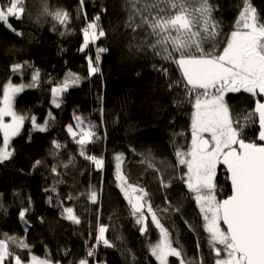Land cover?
Returning <instances> with one entry per match:
<instances>
[{
  "label": "trees",
  "instance_id": "16d2710c",
  "mask_svg": "<svg viewBox=\"0 0 264 264\" xmlns=\"http://www.w3.org/2000/svg\"><path fill=\"white\" fill-rule=\"evenodd\" d=\"M209 3L214 9L213 18L220 25L222 42L235 28L242 0H209ZM45 4L50 11H67L69 23L60 25L51 16L42 15ZM251 4L264 22V0H251ZM26 5L24 19L10 21L22 35L0 25V97L6 82L23 84L24 91L14 101L15 111L26 117L35 116L38 124L45 120L49 124L47 131L41 132L33 129L30 119H26L19 135L11 140L14 155L0 163V234L25 239L35 255H47L53 263L76 264L95 243L90 233L94 237L98 223H103L109 227L106 235L113 247L99 246L96 258L100 263L158 264L151 255L150 244L158 240L159 230L149 218L147 234L140 233V226L130 215L127 201L117 186L114 157L122 154V170L129 183L147 190L173 246L181 250L185 261L198 264L200 258L203 264H212L203 218L179 179L181 171L175 162V151L182 147L187 150L193 110L187 100L179 106L175 103L185 95L182 85L168 89L170 81L181 79L178 68L162 61L143 44L151 40L145 30L133 33L126 27L131 7L128 0H85L87 20L78 16L79 0H26ZM97 14L106 37L81 52L82 29ZM137 45H141L139 50ZM97 47L108 51L102 55L99 73L89 76L87 57H94ZM17 63L27 65L22 74L12 71ZM161 68H167V76L161 73ZM37 71V85L28 87ZM69 73L79 76L80 84L62 95L57 108L52 103L51 89ZM254 99L243 92L225 96L233 119L241 123L253 109ZM75 116L96 125L99 139L87 146L86 154L103 158L102 170L79 155V146L68 134L67 125L75 127ZM257 133V125L248 124L242 138L255 141ZM2 139L0 134V144ZM54 140L63 147L56 150ZM149 154L165 182L171 183L170 188H162L158 175L148 167L145 157ZM36 161L40 164L34 167ZM53 167L58 173L51 171ZM52 188L56 189L54 193L45 191ZM90 191L98 193L95 204L87 200ZM229 192L227 174L220 165L216 176L217 198L222 200ZM69 196L71 200L67 199ZM57 197L64 207L74 208L81 219L79 225L62 217ZM23 208L30 211L21 221L19 212ZM11 251L22 259L29 255L26 249L11 248ZM169 264H179V259L170 257Z\"/></svg>",
  "mask_w": 264,
  "mask_h": 264
},
{
  "label": "snow or ice",
  "instance_id": "6c2138e0",
  "mask_svg": "<svg viewBox=\"0 0 264 264\" xmlns=\"http://www.w3.org/2000/svg\"><path fill=\"white\" fill-rule=\"evenodd\" d=\"M128 3L131 7L126 27L133 33L139 29L145 30L151 40L143 44L162 61L173 63L178 68L181 79L170 81L168 89L182 85L185 95L175 103L179 106L187 100L193 109L190 145L185 146L187 150L178 148L174 156L176 167L181 171L179 179L203 218V229L207 233L209 249L214 254V264H264V22H261L251 0H242L235 28L221 42L220 25L213 18L214 9L209 0H128ZM26 7V0H0V25L16 35H22L10 21H22L27 14ZM77 11L78 16L87 20L85 0H79ZM41 14L51 16L60 25L66 26L70 21L67 11H50L47 4L43 6ZM99 21L100 15L97 14L82 29L81 52L106 37ZM136 47L139 50L141 45ZM107 51L106 48L97 47L95 56L87 57L89 76L99 73L102 55ZM26 66L14 64L12 71L22 74ZM160 71L167 76V68ZM38 80L37 71L28 87L36 86ZM79 84L80 77L69 73L62 83L51 89L52 103L59 108L62 95ZM24 89L23 84L10 82L2 88L0 163L14 155L11 140L19 135L26 119H30L35 130L44 132L48 128L49 120L41 125L35 116L26 117L15 111V98ZM241 92L255 98L254 108L243 117V123L233 119L225 100L228 93ZM74 119L75 127L67 125V132L79 146V155L91 161L96 169L102 170L104 159L86 154L87 146L99 139L96 125L91 121L85 123L80 116ZM248 124L258 125L259 143L242 138ZM52 143L56 150L63 147L55 140ZM114 159L117 186L127 201L130 215L140 226V233L147 234L149 216L150 223L159 230L158 241L150 244L151 255L158 264H169L170 257L178 258L179 264H193L192 261L186 262L181 250L173 246L170 233L153 208L147 190L129 183L122 170V154H117ZM145 161L158 175L161 187L170 188L171 183L165 182L150 154ZM39 164L40 161H36L34 167ZM220 165L225 167L231 184V194L222 200L216 195L217 168ZM51 171L58 173L56 167ZM45 191L54 193L56 189ZM67 199L71 200L72 197ZM87 200L92 204L97 203V191L88 192ZM49 203H52L51 196ZM57 206L61 208L64 219L76 225L81 223L74 208L64 207L58 197ZM29 211L28 208L20 210L21 221ZM108 231L107 225L98 223L95 236L92 237L90 233L95 243L88 247L85 257L76 264H100L96 258L99 246L113 247L106 235ZM11 248L26 249L29 254L27 259H22ZM0 264H53V261L47 255H35L25 239L4 233L0 234ZM55 264H59V261ZM198 264H203V260Z\"/></svg>",
  "mask_w": 264,
  "mask_h": 264
},
{
  "label": "rangeland",
  "instance_id": "374dc122",
  "mask_svg": "<svg viewBox=\"0 0 264 264\" xmlns=\"http://www.w3.org/2000/svg\"><path fill=\"white\" fill-rule=\"evenodd\" d=\"M7 83H9V82H6L5 84H7ZM11 83V82H10ZM4 84V85H5ZM13 84V83H12ZM3 85V86H4ZM2 97V96H1ZM193 111V110H192ZM8 119H10V118H6V120H8ZM189 126L191 127V118H190V120H189ZM190 142H191V131H190V135H189V138H188V140H187V142H186V144H188V145H190ZM179 177H180V175H178ZM195 203V202H194ZM146 215H147V212H146ZM201 216V215H200ZM149 218H150V216H149ZM222 227H223V225H222ZM158 239H159V237H158ZM158 241V240H157ZM156 241V242H157ZM198 252H199V249H198ZM212 258H213V263L212 264H214V254L212 253ZM199 261H200V258H199ZM53 264H55V263H53ZM100 264H105V263H100Z\"/></svg>",
  "mask_w": 264,
  "mask_h": 264
},
{
  "label": "water",
  "instance_id": "95a60500",
  "mask_svg": "<svg viewBox=\"0 0 264 264\" xmlns=\"http://www.w3.org/2000/svg\"><path fill=\"white\" fill-rule=\"evenodd\" d=\"M253 108H254V104H253ZM257 125V124H256ZM257 127H258V125H257ZM255 142H257V143H259V140H258V133H257V136H256V140H255ZM223 166V165H222ZM224 167V166H223ZM225 168V167H224ZM225 171H226V169H225ZM226 174H227V172H226ZM227 176H228V174H227ZM227 181H228V184H229V188H230V192H229V194L228 195H230L231 194V184H230V180H228V178H227ZM227 195V196H228ZM226 196V197H227ZM225 197V198H226ZM224 199V198H223Z\"/></svg>",
  "mask_w": 264,
  "mask_h": 264
}]
</instances>
